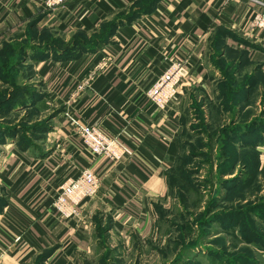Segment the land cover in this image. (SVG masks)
Segmentation results:
<instances>
[{
	"label": "crops",
	"instance_id": "0c3cea01",
	"mask_svg": "<svg viewBox=\"0 0 264 264\" xmlns=\"http://www.w3.org/2000/svg\"><path fill=\"white\" fill-rule=\"evenodd\" d=\"M140 1L68 0L48 10L43 0H0V48L27 29L97 34ZM253 11L245 0H157L149 11L120 21L96 51L58 58L51 50L45 58L33 59L35 77L55 110L63 112L44 132L41 146H22L14 138L0 152V264H34L50 251L45 264H84L100 234L121 245L147 238L182 153L183 119L194 103L192 95H210L215 82L213 46L224 51L219 59L229 50L240 53L230 59L237 77L244 74L251 81L244 90L264 89V35L249 31ZM170 54L185 61L183 84L177 98L160 109L145 95ZM72 118L116 137L124 158L110 163L105 156H93ZM235 135H256L255 141L262 142L264 132L248 128ZM84 168L100 172L101 188L77 215L62 218L53 203L58 189ZM146 254L136 251L140 258Z\"/></svg>",
	"mask_w": 264,
	"mask_h": 264
},
{
	"label": "rangeland",
	"instance_id": "374dc122",
	"mask_svg": "<svg viewBox=\"0 0 264 264\" xmlns=\"http://www.w3.org/2000/svg\"><path fill=\"white\" fill-rule=\"evenodd\" d=\"M94 40L83 32L67 36L27 29L0 48V152L14 138L41 146L44 132L63 112L55 110L35 77L33 59L52 52L72 57L79 49L69 48L78 44L90 51ZM221 52L213 46L210 63L217 75L210 95H192L185 113L182 153L169 176V194L155 210L151 234L123 245L100 234L84 264H264V136L259 142L256 135H235L248 128L264 132V89L244 90L248 77H237L230 59L240 53L229 50L219 59ZM109 246L115 253L105 251ZM137 249L150 254L140 258Z\"/></svg>",
	"mask_w": 264,
	"mask_h": 264
},
{
	"label": "built area",
	"instance_id": "2783aa9c",
	"mask_svg": "<svg viewBox=\"0 0 264 264\" xmlns=\"http://www.w3.org/2000/svg\"><path fill=\"white\" fill-rule=\"evenodd\" d=\"M68 0H43L48 10H54L67 3ZM228 4L232 0H224ZM253 5V15L248 23L251 33L264 35V1L245 0ZM165 69L162 74L146 91V101L160 109H165L179 95L183 84V71L185 61L178 56L170 54L164 59ZM73 126L84 148L93 156H105L108 162L118 163L125 156V150L116 137L105 133L96 124H82L72 118ZM102 184L101 174L90 168L81 169L78 174L68 176L58 189L54 200L57 213L65 219L78 214V209L89 199L93 198L100 190ZM17 237L15 242H19Z\"/></svg>",
	"mask_w": 264,
	"mask_h": 264
},
{
	"label": "trees",
	"instance_id": "16d2710c",
	"mask_svg": "<svg viewBox=\"0 0 264 264\" xmlns=\"http://www.w3.org/2000/svg\"><path fill=\"white\" fill-rule=\"evenodd\" d=\"M156 1L157 0H141L135 6V8L129 14H127V16H123L122 18L126 19V20H131L134 17L138 16L139 14L149 11L151 9L152 5H154L156 3ZM143 3H144V5H143ZM120 21H122L120 18L112 20V21L110 20L109 22H107L106 24H104L102 26V29L99 33L94 34V36H95V40H94L95 47L92 48V50H90V51L87 49L86 50H82V49L80 50V46L78 44H76V46L74 48H69L70 52L77 51L79 49L78 52L72 57L79 55L83 51L84 52H93V51H96V49H99L100 46H102L104 43H107L109 41L111 32H113L114 27H116L120 23ZM220 56H221V54H220ZM236 83L237 82L235 80L232 81L233 86H235ZM247 83H251L249 78H248ZM229 87H230V85H229ZM22 146H27V145H22ZM99 230H100V232L103 233V231L105 229L100 227ZM51 253L52 252L50 251L48 253L40 255L37 261L40 262V264H45L46 261L48 260V258L51 256Z\"/></svg>",
	"mask_w": 264,
	"mask_h": 264
}]
</instances>
